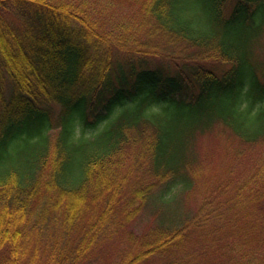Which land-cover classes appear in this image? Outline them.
<instances>
[{
	"label": "trees",
	"instance_id": "obj_1",
	"mask_svg": "<svg viewBox=\"0 0 264 264\" xmlns=\"http://www.w3.org/2000/svg\"><path fill=\"white\" fill-rule=\"evenodd\" d=\"M134 1L105 32L85 0H0V264H78L150 206L119 264H264V162L230 200L197 191L201 135L264 144V0Z\"/></svg>",
	"mask_w": 264,
	"mask_h": 264
},
{
	"label": "rangeland",
	"instance_id": "obj_2",
	"mask_svg": "<svg viewBox=\"0 0 264 264\" xmlns=\"http://www.w3.org/2000/svg\"><path fill=\"white\" fill-rule=\"evenodd\" d=\"M140 3L134 0H85L83 9L91 20H97L98 29L106 32L117 27L119 23H128L129 19L138 13ZM230 8L231 6L228 7V10ZM8 89L7 92L9 93ZM59 108V105H55L54 116L58 115ZM104 125L106 123L100 126ZM55 128L54 133L57 132L58 127L55 126ZM100 128L85 131L78 129L77 135L79 137H92ZM199 153L200 161L204 167L197 191H205L206 184L210 187V190H214L215 192H218L221 187L225 191L224 200H230L231 196L236 195V190L237 188H242L244 179L251 176L256 168L264 162V144L255 146L244 145L223 126H217L213 132L205 133L199 137ZM246 188L252 189L253 193L247 196L245 200L257 194V186H248ZM248 189L241 190L242 196L248 193ZM196 197L199 198L200 196L197 195ZM193 204H195L194 201H192ZM247 204L253 206V202ZM241 206V201L236 199L218 210L222 211V215L226 217L224 219L232 220L231 217H233L238 218L236 219L237 221H243L241 219L242 212L239 211ZM152 208L154 207L150 206L147 210L142 208L141 212L136 214L134 219L123 220L125 224L120 225L119 223H115L114 227L110 228V226L107 229L108 232L106 233L105 240L100 241L101 239H99V243H95L90 250L91 253L86 255L87 257L78 264H119L125 255L131 253L134 255V245L142 239L144 233L148 232L151 227H155L158 223V218H156V213L153 212ZM251 209L253 210V208ZM257 211L259 209H256ZM254 220L260 224L264 222V208L260 209L259 217L254 216V214L249 217L251 224L252 222L254 223ZM253 236L254 238L259 237L255 233ZM71 238V245L74 249L78 240L72 236V233ZM262 246L263 244L257 245L254 251L256 253L260 252ZM160 259L152 264L167 263L165 259ZM140 264L148 263L147 261H141ZM198 264L212 263L202 260ZM253 264L260 263L253 262Z\"/></svg>",
	"mask_w": 264,
	"mask_h": 264
}]
</instances>
